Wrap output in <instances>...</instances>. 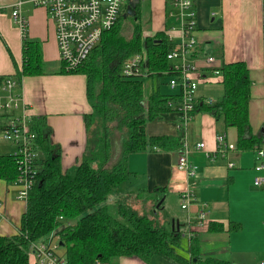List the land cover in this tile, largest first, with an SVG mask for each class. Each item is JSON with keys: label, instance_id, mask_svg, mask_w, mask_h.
<instances>
[{"label": "crops", "instance_id": "crops-1", "mask_svg": "<svg viewBox=\"0 0 264 264\" xmlns=\"http://www.w3.org/2000/svg\"><path fill=\"white\" fill-rule=\"evenodd\" d=\"M13 1L0 0V6L9 5ZM138 4V20L142 24L144 37L155 36L159 32L167 36V31L172 28L175 41H180L181 19L178 15H171V12L178 11L171 0H140ZM147 6L149 12L145 14ZM195 8L197 26L194 36L197 44L193 58L199 68L197 76L200 80L197 99L213 105L224 92L223 75L221 72L215 74V67L221 71L225 63L244 62L252 81L249 100L251 130L253 134L262 136L260 147H263V1L195 0ZM5 9L0 8V77L13 76L16 66H21L23 61L24 36L14 23L10 11ZM23 11L29 22L27 36L40 41L46 68L51 72L23 77L17 92L23 96L22 106L31 118L46 116L52 129L51 141L61 147L63 169L73 168L79 164L86 146L84 115L92 110L87 98V77L81 73H56L61 68V61L52 20L42 6L27 3ZM144 25L149 26V31L144 30ZM208 56L216 59L213 65L207 63ZM168 62L170 67L175 60ZM153 75L157 78L152 77V92L159 90L178 99V87L172 90L168 87V90L163 91L161 83H169V80H162L164 75H158L156 71ZM208 98H213L215 102L208 104ZM21 112L22 109H18L15 114ZM6 113L0 109V120L7 122L9 117L3 116ZM182 128L183 144L177 150L155 148L130 153L127 160L131 171L129 177L142 178L139 183L142 193L161 196L160 200L164 198L163 210L172 216L174 225L189 240L187 252H181L178 249L180 246L177 247L180 254L191 257L190 244L193 243L198 246L201 257L222 258L232 264H259V261L264 260V188L255 184L257 176L264 177V168H256L260 160L264 161V158L257 157L256 147L259 144L247 150L235 148L220 153L217 134L224 133L227 141L237 145L238 129L236 126L223 129L207 111L194 113L187 125L182 126L181 114L172 108L149 120L146 125L149 135L177 136ZM3 140L5 142L0 145V155L15 154L17 145L4 137ZM200 142L204 143V147H198ZM181 152H187L188 159L197 165L194 174L176 167ZM230 162L234 165L230 166ZM19 191L16 179L8 181L0 178V198L5 202V212L0 216V235L19 232L27 205V199L20 197ZM185 192L192 197L188 208L181 206V196ZM119 194L120 197L129 195L128 191ZM172 198H176L178 210L171 211L168 206L167 202ZM201 210L207 214L205 222L203 225L194 224L190 229L188 216H195ZM232 223L238 226L237 229L232 228ZM59 243V252L64 253L65 249ZM30 264H40L32 252ZM108 264L177 263L159 256L153 257L151 262L138 256H121Z\"/></svg>", "mask_w": 264, "mask_h": 264}, {"label": "trees", "instance_id": "trees-1", "mask_svg": "<svg viewBox=\"0 0 264 264\" xmlns=\"http://www.w3.org/2000/svg\"><path fill=\"white\" fill-rule=\"evenodd\" d=\"M139 6L135 9L131 33L122 32L121 13L86 61L69 70L61 63L56 71L87 77V98L92 110L84 115L85 150L79 164L63 169L61 147L51 141L52 129L46 116L32 118L31 128L36 132L40 152L35 163V181L28 193L19 232L0 235V264H30L33 242L46 239L52 232L59 236L68 264L110 263L121 256H138L147 262L159 256L177 264H232L222 258L201 257L193 243L191 257L180 254L177 247L183 232L177 225L173 227V218L163 210V202L157 207L161 196L149 197L152 207L146 214H139L123 203L112 210L111 193L131 174L127 166L129 154L155 148L177 150L184 137L183 128L177 136L147 134V122L171 111L168 100L174 96L157 90L146 97L142 77L122 74L126 59L136 54H146L143 67L149 72L161 75L169 67L167 53L171 44L162 32L143 36ZM22 58L13 75L18 81L25 76L51 72L46 68L37 39L23 38ZM221 74L224 86L221 98L213 105L198 101L193 114L207 111L223 129L236 126L239 136L236 149L247 150L257 144L260 147L263 138L253 134L249 120L252 81L247 65L225 63ZM3 116L9 117L7 113ZM6 123L0 120V130ZM16 160L15 154L0 155V178L8 181L17 178ZM160 210L163 217L159 216ZM237 227L232 223V228Z\"/></svg>", "mask_w": 264, "mask_h": 264}, {"label": "built area", "instance_id": "built-area-1", "mask_svg": "<svg viewBox=\"0 0 264 264\" xmlns=\"http://www.w3.org/2000/svg\"><path fill=\"white\" fill-rule=\"evenodd\" d=\"M129 0H14L11 4L0 6L8 8L14 23L20 28L23 36H27L28 19L23 8L27 3L42 6L46 9L49 18L55 27L56 41L59 59L66 69H74L86 61L93 49L100 43L105 31L110 30L117 22L120 14L125 10ZM181 19L180 41H175L172 28L167 31V38L171 48L167 53L168 60L175 63L163 70V75H170L169 84L172 88H179L178 99L171 98L168 105L175 108L181 114L182 126H186L193 116L195 105L198 103L196 91L199 85L197 76L199 68L195 64L193 52L197 44L195 30L197 26V11L195 0H171ZM263 19H264V0ZM177 13V14H176ZM264 27V22H263ZM264 30V29H263ZM146 54H136L124 62L122 74L125 76L143 77L144 74L152 75L143 67L146 62ZM207 63L213 65L216 59L213 56L206 57ZM215 74H220V69L215 67ZM161 74V75H162ZM20 82L14 76L5 77L0 83V109L9 114L6 126L1 130L2 136L17 145L15 152L19 174L16 178L20 186L19 196L27 199L29 190L34 185L36 175V160L39 158L36 144V132L31 128L32 118L28 115L22 103L23 96L17 92ZM213 104V98L206 100ZM22 106V107H21ZM22 109L21 114H15ZM219 144L218 151L226 153L233 150L236 145L227 141L224 133L217 134ZM198 147H204V143H198ZM257 157L264 158V146L256 148ZM230 166L234 165L229 163ZM178 169L194 174L197 165L188 159L187 152H181L176 164ZM258 170L264 168V161L256 165ZM255 184L264 188V177L257 176ZM192 200L191 194L185 192L181 196V206L188 208ZM5 212V202L0 198V216ZM206 212L201 210L195 216H188L187 222L192 225H203ZM60 238L53 232L43 240L33 242L31 252L40 264H68L66 252H59ZM96 264H108L105 261H97ZM259 264H264L261 260Z\"/></svg>", "mask_w": 264, "mask_h": 264}, {"label": "rangeland", "instance_id": "rangeland-1", "mask_svg": "<svg viewBox=\"0 0 264 264\" xmlns=\"http://www.w3.org/2000/svg\"><path fill=\"white\" fill-rule=\"evenodd\" d=\"M171 7V6H170ZM9 11V9H5V11ZM146 12H149L148 6L145 9V14ZM124 17L122 18V22H121V28H122V32L126 35L128 33H131L132 27L135 18L134 15H125V10L122 12ZM146 18V16H145ZM144 24V20L142 22ZM149 26L144 25V30L149 31L148 29ZM157 78V76L153 75H147L144 74L143 75V81H144V89H145V96H149L150 94H152L153 92V87H152V83H153V78ZM170 75H164L162 77V80H170L169 79ZM163 91L168 90L169 88L171 89L172 87L170 86L169 83H161L160 85ZM169 87V88H168ZM172 90V89H171ZM157 91V90H155ZM154 91V92H155ZM162 91V92H163ZM4 140H3V136H2V131L0 130V145L4 144ZM130 178V179H129ZM142 180V178L140 177H128V179L126 180V182H123L118 188L114 189L113 192L110 195L109 201L110 204L112 205V210L114 211L116 209V207L120 204L123 203L125 204L127 207L136 210L139 214H146L151 212V207H152V202L148 201L150 200L149 197H152L146 193H142V191H140V186L139 183ZM123 191H128L129 195H125L120 197L119 193L123 192ZM155 197V196H153ZM168 206L171 208L172 210H178L177 206H178V202H176V198H172L169 199V201L167 202ZM160 217L164 216V212L162 210H160L159 213ZM188 237L184 236L181 239V244L180 247L178 248L181 252H187L188 250ZM116 259H114L112 262H114ZM260 262V261H259Z\"/></svg>", "mask_w": 264, "mask_h": 264}, {"label": "water", "instance_id": "water-1", "mask_svg": "<svg viewBox=\"0 0 264 264\" xmlns=\"http://www.w3.org/2000/svg\"><path fill=\"white\" fill-rule=\"evenodd\" d=\"M137 2H139V0H135L134 1V3L135 4H133L131 7H129L127 10H126V12H125V15H127V14H135L136 13V5H137ZM131 8V9H130ZM163 200H164V198H162L158 203H157V207H159L160 206V204L163 202ZM172 225H173V227H174V219L172 220ZM179 228V227H178Z\"/></svg>", "mask_w": 264, "mask_h": 264}, {"label": "flooded vegetation", "instance_id": "flooded-vegetation-1", "mask_svg": "<svg viewBox=\"0 0 264 264\" xmlns=\"http://www.w3.org/2000/svg\"><path fill=\"white\" fill-rule=\"evenodd\" d=\"M134 1H135V0H129V1L127 2V5H126L125 10H127L129 7H131L133 4H135ZM139 1H140V0H139ZM137 4H138V2H137ZM136 6H137V5H136ZM130 9H131V8H130Z\"/></svg>", "mask_w": 264, "mask_h": 264}]
</instances>
